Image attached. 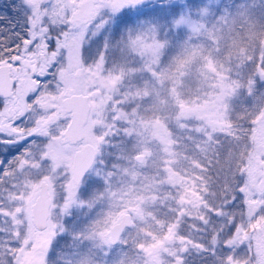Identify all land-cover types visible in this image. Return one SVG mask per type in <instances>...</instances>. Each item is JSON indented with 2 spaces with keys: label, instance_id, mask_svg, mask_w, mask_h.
Segmentation results:
<instances>
[{
  "label": "snow or ice",
  "instance_id": "obj_1",
  "mask_svg": "<svg viewBox=\"0 0 264 264\" xmlns=\"http://www.w3.org/2000/svg\"><path fill=\"white\" fill-rule=\"evenodd\" d=\"M0 264H264V0H0Z\"/></svg>",
  "mask_w": 264,
  "mask_h": 264
}]
</instances>
